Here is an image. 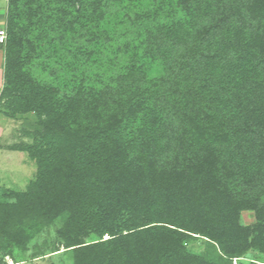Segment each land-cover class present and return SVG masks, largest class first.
<instances>
[{
  "label": "trees",
  "instance_id": "1",
  "mask_svg": "<svg viewBox=\"0 0 264 264\" xmlns=\"http://www.w3.org/2000/svg\"><path fill=\"white\" fill-rule=\"evenodd\" d=\"M5 21L0 101L41 130L0 251L60 219L34 257L264 264L244 261L264 254V0H8ZM44 57L50 82L26 70Z\"/></svg>",
  "mask_w": 264,
  "mask_h": 264
},
{
  "label": "rangeland",
  "instance_id": "2",
  "mask_svg": "<svg viewBox=\"0 0 264 264\" xmlns=\"http://www.w3.org/2000/svg\"><path fill=\"white\" fill-rule=\"evenodd\" d=\"M0 6L5 11V20L8 8V0H0ZM6 28V21L0 29ZM51 61L39 58L26 66L30 77L40 82L52 81L51 69L54 66ZM0 56V85L3 82V72ZM38 116L35 112L7 114L5 102L0 101V196L2 193L12 190H26L32 180L36 177L37 163L24 149L33 143L34 137L41 130L37 123ZM256 222L253 211L242 212V223L245 225ZM62 225L60 219L55 220L49 226L36 233L28 243L26 250L15 248L13 255L0 251V264H74L69 253L59 252L47 254L46 256L34 257L39 253L50 252L53 243H57V230ZM201 240L193 244L196 251H201ZM63 248V247H62ZM39 252V253H38ZM264 260V254L258 250H251L244 256L247 260Z\"/></svg>",
  "mask_w": 264,
  "mask_h": 264
},
{
  "label": "crops",
  "instance_id": "3",
  "mask_svg": "<svg viewBox=\"0 0 264 264\" xmlns=\"http://www.w3.org/2000/svg\"><path fill=\"white\" fill-rule=\"evenodd\" d=\"M4 23H5V11L3 10V6L2 7L0 6V26L4 25ZM0 56H1V63H2L1 65L2 72L4 73V50H3V47H1V45H0ZM3 85H4V78H3L2 84L0 85V94L3 89Z\"/></svg>",
  "mask_w": 264,
  "mask_h": 264
},
{
  "label": "built area",
  "instance_id": "4",
  "mask_svg": "<svg viewBox=\"0 0 264 264\" xmlns=\"http://www.w3.org/2000/svg\"><path fill=\"white\" fill-rule=\"evenodd\" d=\"M6 39H7L6 30L4 28L0 29V43H5Z\"/></svg>",
  "mask_w": 264,
  "mask_h": 264
}]
</instances>
